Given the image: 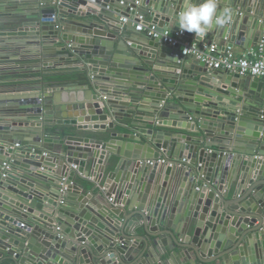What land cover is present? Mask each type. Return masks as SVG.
I'll use <instances>...</instances> for the list:
<instances>
[{
	"label": "water",
	"instance_id": "1",
	"mask_svg": "<svg viewBox=\"0 0 264 264\" xmlns=\"http://www.w3.org/2000/svg\"><path fill=\"white\" fill-rule=\"evenodd\" d=\"M119 2L98 0L103 8L96 9L85 0H0L3 53L45 44V57L59 58L47 65L74 58L89 82L83 96L73 93L76 86L47 83L37 94L0 98V115L20 117L0 125V264H135L159 240L184 264H264V83L213 70L195 56L179 60V47L135 29L139 11L159 32L180 31L186 0ZM221 3L231 14L239 6L255 10L253 28L263 38L264 0ZM223 12L221 6L217 13ZM229 17L202 36L185 31L184 39L245 41L242 24L253 17L232 24ZM117 121L130 125L134 142L119 141L115 132L76 135L106 133ZM42 128L64 137H44ZM43 143L61 149L45 155ZM161 158L190 163L170 166ZM87 164L98 169L90 194L76 181L93 176ZM116 184L143 234L108 202Z\"/></svg>",
	"mask_w": 264,
	"mask_h": 264
},
{
	"label": "crops",
	"instance_id": "2",
	"mask_svg": "<svg viewBox=\"0 0 264 264\" xmlns=\"http://www.w3.org/2000/svg\"><path fill=\"white\" fill-rule=\"evenodd\" d=\"M221 2L222 0H217V12L220 11L221 6H222L223 11L227 9L228 7L227 5L222 4ZM94 8L101 9L103 7L101 5H97ZM248 16H250L251 18L253 17V19L252 21H250L249 19L247 23H244V25L242 24L243 26L242 31L244 35L243 39L245 41H241L239 44L235 43L232 46L229 38L226 37L222 40H220L219 38H215L214 40L210 39L209 43H217L222 48L229 46L233 49L234 53L237 55L250 54L251 51H253L256 48L258 42L260 41V37H261L259 35V29H258L259 27L258 28L256 27L258 25H255V28H253L255 10H253L252 12H249L247 10L246 5L245 7L239 6V7L234 8V13L231 14L229 18L232 24L234 23L235 18L240 17L239 22L241 23L242 19ZM0 29H3V28H0ZM0 35H3V34H0ZM133 35L135 37H138V35H135V34ZM4 38H7V36ZM10 39L11 41L19 40V41H23V43H26L25 42L26 39L17 38V37H13V38L10 37ZM191 40L196 41L194 39H191ZM46 47L47 46L45 44L41 45V43H30V44H25L23 45V47H20V48L15 47L14 49H11L10 52L8 53H5V52L3 53L2 50H0V53H1L0 55L2 54L6 55V56H3V55L0 56V98L1 97H4V98L13 97L19 94L23 95L25 93L30 94V95L37 94L38 92L43 91V88L46 87L45 85L47 84V82H44L43 80L46 75H66V74H78L79 75L80 74L86 77L85 72H83V68L77 67L79 63L76 62L74 58H70V59L66 58L65 61L60 62L59 64H56L53 67L47 65L44 62V60L49 62L53 60H59V58L53 57L52 54L49 55L50 57L49 56L45 57V55L42 52V49ZM34 55L35 56L40 55L39 57L41 60L37 59ZM261 82L264 83V80L262 79ZM88 84H89L88 81L87 82L78 81V82H74L70 84H64L62 86H76V88L74 89H77V91H74L73 93L77 92L78 94H81L83 96L84 94L89 93L87 90H84L85 86H87ZM6 113L8 114L11 112L8 111ZM4 114L5 112L2 113V115H0V125H4V124L6 125L8 123L14 124V121L12 119L20 118L17 114L15 115L8 114L7 116H5ZM125 121H127V119ZM125 121H117L118 125L114 129H108L106 133H96V132L84 130V131L76 132V135L84 136V137H89V136L99 137V136H108V135L110 136L112 132H115L120 135L116 137V139H118L119 141H125L127 143L134 142V140L130 138L132 136L134 137V134L131 131V129H129L131 128L130 125L124 124ZM56 128H59V126H57ZM24 129H26V127H24ZM164 129L172 130L173 132H183L186 134H190L188 133V131H183V130H175V129H170V128H164ZM68 130L76 131L77 129L76 127H71V129H68ZM42 131L44 132L43 133L44 137H54V136L61 137V138L64 137L62 134L60 135L55 134L53 130H51L50 128H47L45 130L43 129ZM34 135L35 133H30V128H29L27 136L32 138V136ZM60 146L61 145L55 144V143H43V148L45 149V151H47L48 153L52 155L55 152H59V150L61 149ZM212 149L214 151L216 150L215 147H213ZM256 154H259V152L257 151ZM105 155L106 153L101 154L100 158H104ZM7 161H10V159H8ZM174 161L178 162L180 160H174ZM102 163H103V160L100 159L99 163H97V167L100 166ZM90 169H91V165L87 164L85 167L86 173ZM97 170H98L97 168L95 169V171L93 170V172H92V169L90 170L91 173H94V174L93 176L89 177V180H85L79 176L76 177V181L78 183H82L86 185V189L84 193L90 194V191H91L90 189L91 187H93V184L91 183V181H96L98 177V174L96 173ZM83 176L85 175L83 174ZM98 184L99 183H97V186ZM116 186L117 184L115 186H112V191L109 196V198L112 196V198H114V201L112 202L109 200L108 202L109 203L111 202L110 205L112 206V208H115L116 206L120 205L122 207L121 213H123V215H125L127 219L134 218L132 219L134 222L133 226H135L136 224L140 226L142 222L138 221L139 215H136V213L133 212V210H130L128 205H126V200L128 201V195L124 194L123 198L120 200V198H118V191L116 189ZM99 189L104 191L106 195L109 194V191L107 189H102V187ZM100 190L97 189L96 190L97 193ZM133 201L137 203L136 198ZM119 202L121 203L119 204ZM133 215L135 216L133 217ZM134 220L135 221L137 220V221L135 222ZM140 228L142 229V233L140 231L139 232L143 234L144 230H143L142 225L140 226ZM140 243H143V242L141 241ZM159 243L160 245H158L157 247L153 244L148 247V250L145 249L144 251H142V253L139 254V258L136 260L135 264H184L185 263L184 258L180 257V254L178 253L176 254L175 252H172L169 248L166 249L164 245L161 244L160 240H159ZM197 264H201V263L197 262Z\"/></svg>",
	"mask_w": 264,
	"mask_h": 264
},
{
	"label": "built area",
	"instance_id": "3",
	"mask_svg": "<svg viewBox=\"0 0 264 264\" xmlns=\"http://www.w3.org/2000/svg\"><path fill=\"white\" fill-rule=\"evenodd\" d=\"M61 1L62 0H54V4L59 5ZM85 1L90 7H95L98 5V0ZM126 1L127 0H120L119 3L120 5H125ZM138 3L139 2H136V5ZM136 5H133L132 3L128 4V13L136 11ZM105 8L107 10H110L111 6L107 4ZM52 19L55 21L58 19V16L54 15ZM121 19L124 23L129 20L127 16H123ZM132 21L137 31L142 32L146 30L150 36L162 37V41L168 44L169 46L179 47L180 52L177 54L179 60H182L187 56H195L198 61L203 62L213 70H222L264 80V36L258 42L256 48L251 51L250 54L237 55L229 46L222 48L217 43H205L199 41H192L191 39H184L185 34L184 32L181 33V31L174 32L168 28L163 32H159L156 29V25H149L144 14L140 13L139 11H136ZM261 118L264 120V115H262ZM15 146L19 147L20 143H17ZM45 155H48V152L45 153ZM151 163L153 164V162ZM159 163L168 164L170 166H185L189 165L190 160L188 158H182L178 162H169L161 158L159 160ZM10 168V161H5L3 163V177L7 176V173ZM109 200L113 202L114 198L111 197ZM25 225L26 223L21 224V226Z\"/></svg>",
	"mask_w": 264,
	"mask_h": 264
},
{
	"label": "clouds",
	"instance_id": "4",
	"mask_svg": "<svg viewBox=\"0 0 264 264\" xmlns=\"http://www.w3.org/2000/svg\"><path fill=\"white\" fill-rule=\"evenodd\" d=\"M230 15L228 9L217 13V0H186L184 10L177 17V25L181 33L187 31L202 36L213 24L223 26Z\"/></svg>",
	"mask_w": 264,
	"mask_h": 264
},
{
	"label": "trees",
	"instance_id": "5",
	"mask_svg": "<svg viewBox=\"0 0 264 264\" xmlns=\"http://www.w3.org/2000/svg\"><path fill=\"white\" fill-rule=\"evenodd\" d=\"M44 82L52 84H70L78 81H86V77L78 74H66V75H46L44 77Z\"/></svg>",
	"mask_w": 264,
	"mask_h": 264
}]
</instances>
